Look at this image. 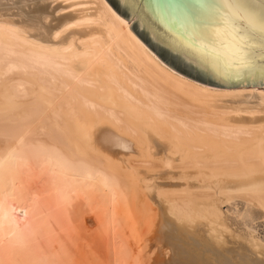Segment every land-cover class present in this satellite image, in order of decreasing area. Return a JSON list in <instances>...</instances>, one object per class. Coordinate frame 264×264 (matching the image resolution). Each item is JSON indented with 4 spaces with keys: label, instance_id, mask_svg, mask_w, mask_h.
I'll return each mask as SVG.
<instances>
[{
    "label": "bare ground",
    "instance_id": "6f19581e",
    "mask_svg": "<svg viewBox=\"0 0 264 264\" xmlns=\"http://www.w3.org/2000/svg\"><path fill=\"white\" fill-rule=\"evenodd\" d=\"M15 1L0 0V250L22 245L16 180L39 171L85 227L97 210L111 264H264V89L173 71L106 0Z\"/></svg>",
    "mask_w": 264,
    "mask_h": 264
},
{
    "label": "water",
    "instance_id": "95a60500",
    "mask_svg": "<svg viewBox=\"0 0 264 264\" xmlns=\"http://www.w3.org/2000/svg\"><path fill=\"white\" fill-rule=\"evenodd\" d=\"M26 1L16 0L14 7ZM106 1L173 71L212 87L264 88L260 52L241 53L234 36L243 34L244 22L230 15L226 0Z\"/></svg>",
    "mask_w": 264,
    "mask_h": 264
},
{
    "label": "rangeland",
    "instance_id": "374dc122",
    "mask_svg": "<svg viewBox=\"0 0 264 264\" xmlns=\"http://www.w3.org/2000/svg\"><path fill=\"white\" fill-rule=\"evenodd\" d=\"M60 14H64L63 11H60ZM68 12V11H66ZM65 12V13H66ZM212 87V86H211ZM215 89H219L218 87H212ZM240 88V87H236ZM236 88H228V89H236ZM246 89H253V90H263L264 88L253 85V86H244ZM227 89V88H220V90ZM264 112H259L256 115H263ZM245 115V113H242ZM249 116L248 114H246ZM245 115V116H246ZM37 173V172H36ZM38 175L33 177L31 176H21L19 179L21 180H16L18 191L20 192L18 194L17 199H21V202L23 203L24 201L27 203H23L22 207H25V213L23 218L24 220L23 223L20 221L21 227L24 226L23 229H26L25 235H30V237L27 235V237L24 235L22 245L19 242V245L16 246L17 248H13L12 250H9L5 253L0 250V264H111L109 262L110 257L112 255V249L109 247H115L113 244H117L114 242L115 240H111L108 236V232L105 233L107 230L103 226H100L99 219L94 216V214L97 212V210H81L86 214V217H90L89 219L91 220L86 227L84 226L85 224L82 222V218L80 217V212H77V209H71L70 212L73 213H68V209L65 208V205H61L60 202L57 200L56 194L52 192V189L50 190L49 188V183H48V178L44 179L43 176L41 175V172L38 171ZM40 174V175H39ZM36 175V174H35ZM42 176V177H41ZM24 177V178H23ZM28 177V178H27ZM38 177V178H37ZM32 178V179H31ZM37 179H39L37 181ZM46 180V181H45ZM20 181V182H19ZM45 182V183H44ZM45 184V186L43 185ZM48 183V186L46 185ZM23 184V185H22ZM47 186V187H46ZM37 188L39 190H37ZM42 188V189H41ZM47 188V190H46ZM44 190V191H43ZM46 192V193H45ZM52 192V193H51ZM36 193V194H35ZM41 193V194H40ZM43 193V194H42ZM28 194V195H27ZM34 194V195H33ZM47 194V195H46ZM22 195V196H21ZM45 197H44V196ZM49 195V196H48ZM38 196V197H37ZM43 196V197H42ZM47 196V198H46ZM56 196V198H55ZM20 197V198H19ZM34 197V199H33ZM41 197V198H40ZM23 198V199H22ZM57 200V203L55 202L54 205V200ZM26 199V200H25ZM40 199V200H39ZM47 199V200H46ZM50 199V200H49ZM24 200V201H22ZM37 200V201H35ZM46 200V201H45ZM52 200V201H51ZM34 201H35V206H34ZM49 203H48V202ZM32 202V204H31ZM49 206H47V203ZM51 202H53L51 204ZM37 203V204H36ZM39 203V204H38ZM44 203V205L42 204ZM42 204L43 207H40ZM64 204V203H63ZM27 205V206H26ZM32 205V206H31ZM37 205V206H36ZM52 206V207H51ZM63 206V209L62 207ZM27 207V208H26ZM33 207L34 209H32ZM37 207V209L35 208ZM48 207V209H47ZM54 207V208H53ZM58 207V208H57ZM60 207V208H59ZM223 211H227V207L225 204L222 205ZM30 213H29V211ZM31 209V210H30ZM57 209V210H56ZM67 209V210H65ZM27 210V211H26ZM38 210V212H37ZM77 210V211H76ZM58 211V212H57ZM61 211V212H60ZM42 212V213H41ZM66 212V213H65ZM33 213V214H32ZM36 213V214H35ZM41 213V215H39ZM51 213V214H50ZM91 213V214H90ZM59 216H58V215ZM61 214V215H60ZM28 217H27V216ZM30 215V216H29ZM44 215V216H43ZM66 215V216H65ZM80 215V216H79ZM39 216V217H38ZM61 216V217H60ZM55 217V218H54ZM94 217V218H93ZM29 218V219H28ZM40 218V219H38ZM68 218V219H67ZM81 220H80V219ZM46 221H45V220ZM55 221H54V220ZM66 219V220H65ZM30 220V221H29ZM34 222H33V221ZM59 220L61 222H59ZM69 220V221H68ZM64 221V222H63ZM66 221V222H65ZM72 222V223H71ZM97 222V223H96ZM32 223V224H31ZM41 223V224H40ZM43 223V224H42ZM45 223V224H44ZM99 223V225H98ZM18 224V225H20ZM35 224V225H34ZM97 226H96V225ZM26 225V226H25ZM90 225V226H89ZM47 226V227H46ZM61 226V227H60ZM88 226V228H87ZM96 226V227H95ZM60 227V228H59ZM93 227V228H92ZM45 228V230H44ZM47 228V230H46ZM260 233L264 232V228L261 226L258 227ZM35 229V231H34ZM50 229V230H49ZM103 229V230H102ZM106 229V230H105ZM263 229V230H262ZM32 230V235L31 231ZM42 230V231H41ZM37 231V232H36ZM102 231V232H101ZM258 231V232H259ZM29 232V233H28ZM42 232V233H41ZM58 233V234H57ZM61 233V234H60ZM81 233V234H80ZM42 234V235H41ZM264 235V233H262ZM45 235V236H44ZM63 237H62V236ZM75 235V236H74ZM34 236V237H33ZM77 236V237H76ZM108 236V237H107ZM33 237V238H32ZM83 237V239H81ZM88 237V238H87ZM4 241L5 237H0V244ZM27 238V239H26ZM107 238V239H106ZM27 241H25V240ZM47 239V240H46ZM60 239V240H59ZM78 239V240H77ZM86 239V240H85ZM98 241H97V240ZM110 239V240H109ZM66 240V241H65ZM82 240V243H81ZM106 240V241H105ZM112 243H110L109 241ZM94 241V242H93ZM102 241V242H101ZM96 242V243H95ZM100 244H99V243ZM35 243V245H34ZM68 245H67V244ZM109 243V244H108ZM39 244V245H38ZM41 244V245H40ZM96 244V245H95ZM103 244V245H102ZM111 244V245H110ZM83 245V246H82ZM90 245V246H89ZM110 245V246H108ZM2 246V244H1ZM81 246V247H80ZM85 247V248H84ZM97 247V248H96ZM18 249V250H17ZM89 249V250H88ZM98 249V250H97ZM109 249V250H108ZM80 250V251H79ZM103 250V251H102ZM12 251V252H11ZM16 253H14V252ZM77 251L79 252H85L83 259L82 257L79 258ZM88 251V252H87ZM111 254H110V253ZM3 253V254H2ZM9 253V254H8ZM13 253V254H12ZM19 253V254H18ZM63 253V254H62ZM69 253V254H68ZM95 253V254H94ZM12 256H11V255ZM93 254V255H92ZM108 254V255H107ZM110 254V255H109ZM9 255V256H8ZM106 255V256H105ZM3 256V257H2ZM102 256V257H101ZM11 257V259H10ZM95 257V258H94ZM97 257V258H96ZM101 257V259H99ZM104 257V258H103ZM109 257V258H108ZM3 258V259H2ZM7 258V259H6ZM10 260H9V259ZM16 259V260H15ZM98 259V260H97ZM13 261V262H12ZM78 261V262H77ZM79 261H82L79 263ZM99 263H98V262ZM101 262V263H100ZM107 262V263H106Z\"/></svg>",
    "mask_w": 264,
    "mask_h": 264
},
{
    "label": "snow or ice",
    "instance_id": "6c2138e0",
    "mask_svg": "<svg viewBox=\"0 0 264 264\" xmlns=\"http://www.w3.org/2000/svg\"><path fill=\"white\" fill-rule=\"evenodd\" d=\"M226 6L232 17L244 22L243 34L237 32L234 36L241 53L245 49L259 50L260 70L264 73V0H226ZM225 22L231 24L228 18Z\"/></svg>",
    "mask_w": 264,
    "mask_h": 264
}]
</instances>
